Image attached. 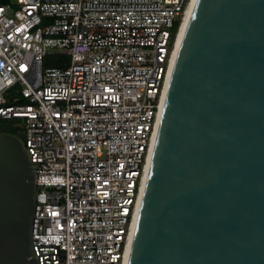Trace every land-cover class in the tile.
Masks as SVG:
<instances>
[{"label": "built area", "instance_id": "2783aa9c", "mask_svg": "<svg viewBox=\"0 0 264 264\" xmlns=\"http://www.w3.org/2000/svg\"><path fill=\"white\" fill-rule=\"evenodd\" d=\"M189 1H0V119L34 165L38 264H125Z\"/></svg>", "mask_w": 264, "mask_h": 264}, {"label": "water", "instance_id": "95a60500", "mask_svg": "<svg viewBox=\"0 0 264 264\" xmlns=\"http://www.w3.org/2000/svg\"><path fill=\"white\" fill-rule=\"evenodd\" d=\"M36 190L0 127V264H38ZM126 264H264V0H194Z\"/></svg>", "mask_w": 264, "mask_h": 264}, {"label": "bare ground", "instance_id": "6f19581e", "mask_svg": "<svg viewBox=\"0 0 264 264\" xmlns=\"http://www.w3.org/2000/svg\"><path fill=\"white\" fill-rule=\"evenodd\" d=\"M193 3H194V0H190L189 1L188 6H187V8H186V10L184 12V16H183V19H182V23H181L180 28L178 30V34H177V37H176V43H175V49H174L173 56H172V60H171V67H170V71H169V74H168V77H167V81H166V85H165V95H166L167 87H168V84H169V80H170V76H171L173 64H174V61H175V57H176L178 45H179V42H180L182 30H183L184 24H185V22L187 20V17L189 15V12H190V10L192 8ZM161 111H162V109H161ZM160 115H161V113H160ZM160 115H159V119H160ZM159 119H158V122H157V127H158ZM157 127H156L155 135H154V138H153V141H152V145H151L149 157H148L147 164H146V169H145V174H144V177H143L141 192L139 194V198H138V201H137V207H136L135 217H134V221H133V227H132V231H131V237H132V232H133L134 223H135V219H136V215H137V210H138V206H139V202H140V197H141V193H142V189H143V185H144V181H145V177H146V173H147V169H148V165H149V161H150V157H151V153H152V149H153V144H154V140H155V136H156V132H157ZM130 242H131V238H130ZM129 248H130V245H129ZM129 248H128V251H127V257H126L125 264L127 263Z\"/></svg>", "mask_w": 264, "mask_h": 264}, {"label": "trees", "instance_id": "16d2710c", "mask_svg": "<svg viewBox=\"0 0 264 264\" xmlns=\"http://www.w3.org/2000/svg\"><path fill=\"white\" fill-rule=\"evenodd\" d=\"M5 1V0H0ZM178 27V22H176L173 26V32L176 31ZM47 65L52 66H65L67 64V60L63 57L62 59H55V58H48V61H46ZM20 120L17 118L13 119H0V125H4L7 127V131H10L12 133H15L19 136H22V130L20 126Z\"/></svg>", "mask_w": 264, "mask_h": 264}, {"label": "rangeland", "instance_id": "374dc122", "mask_svg": "<svg viewBox=\"0 0 264 264\" xmlns=\"http://www.w3.org/2000/svg\"><path fill=\"white\" fill-rule=\"evenodd\" d=\"M63 57L67 60V63H68V61H69V57L66 56V55H65V56H62L61 54H57V55L50 56L49 58H55V59H56V58H57V59H60V58H61V59H62ZM46 61H48V59H47ZM50 66H52V65H50Z\"/></svg>", "mask_w": 264, "mask_h": 264}, {"label": "flooded vegetation", "instance_id": "af4514ba", "mask_svg": "<svg viewBox=\"0 0 264 264\" xmlns=\"http://www.w3.org/2000/svg\"><path fill=\"white\" fill-rule=\"evenodd\" d=\"M0 127H4L5 129H7V127H6V126H4V125H0Z\"/></svg>", "mask_w": 264, "mask_h": 264}]
</instances>
